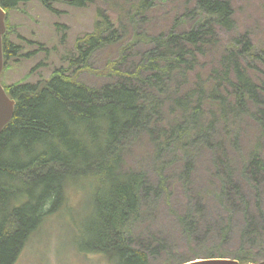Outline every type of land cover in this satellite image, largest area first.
<instances>
[{
    "label": "trees",
    "instance_id": "16d2710c",
    "mask_svg": "<svg viewBox=\"0 0 264 264\" xmlns=\"http://www.w3.org/2000/svg\"><path fill=\"white\" fill-rule=\"evenodd\" d=\"M31 1L0 0V7L9 17ZM37 1L51 12L60 2L93 4ZM157 1L131 0L117 18L99 9L95 32L79 41L67 69H58L49 82L6 86L16 108L0 133V264H17L46 218L66 209L70 189L80 192L84 185L89 215L73 227L82 254L103 255L111 264H152L159 251L166 253V264L201 256L264 259V51L256 52L248 33L222 44L218 33L236 27L230 0H184L195 8L151 35L141 24ZM117 20L121 28L132 23L130 38L116 28ZM14 31L7 24L5 72L23 55L11 39ZM135 44L146 51L134 56ZM115 46L119 56L108 60L109 81L92 87L78 79L93 68L95 53ZM248 128L255 136L244 151ZM140 142L151 147L148 169L127 163ZM208 151L209 176L197 184L199 156ZM177 166L182 170L175 181L170 172ZM178 185L187 201L181 212L172 205ZM168 216L175 217L188 246L186 259L178 248L137 237L144 224L166 231ZM197 232L213 240V247L193 246ZM237 234L243 248L225 250Z\"/></svg>",
    "mask_w": 264,
    "mask_h": 264
},
{
    "label": "rangeland",
    "instance_id": "374dc122",
    "mask_svg": "<svg viewBox=\"0 0 264 264\" xmlns=\"http://www.w3.org/2000/svg\"><path fill=\"white\" fill-rule=\"evenodd\" d=\"M230 1L235 10L236 27L231 33H218L222 44L231 45L236 37L248 33L256 52L264 51V0ZM130 4L131 0H93V4L89 7L77 8L68 6L66 2H60L55 5L56 11L54 12L47 10L43 3L37 0L20 5L10 12L7 24L10 28L15 29L11 39L21 46L23 55L16 56L6 66L7 71L1 78L2 83L5 86H13L25 82L30 84L49 82L58 69L62 67L67 69L69 57L76 54L79 41L95 32L99 9L108 16L117 18L125 5ZM156 4V8L141 24V27L151 35L168 30L176 18L183 15L187 8L191 10L195 8L193 3L186 4L184 0H158ZM116 28L119 31L121 29L125 31L126 39L131 37L132 23L126 21L121 28L117 20ZM143 46L135 44L132 47L135 51L134 56L139 52L146 51ZM219 52L222 54L223 50ZM118 56V47L116 46L107 47L95 53L90 60L93 68L80 74L78 79L92 87L106 83L110 80L106 79V74L110 72L108 60L118 58ZM206 68H210L209 57ZM251 126H254V123H251ZM249 128L247 129V140L242 148L244 151H248L252 147L251 139L255 136V130ZM261 145L264 158V140ZM136 146L137 152L131 154L127 162L128 165L137 166L136 169H148L151 163V147L146 142H140ZM210 157V151L199 156L200 165L195 172L197 184L209 176L210 169L207 162L210 163ZM239 165H242V161ZM181 170L180 166L174 167L170 176L177 181ZM85 188L86 185L80 192L77 188L70 189V200L66 209L53 217L46 218L45 222L29 238L17 264H111L103 255L82 254L78 247L74 246L76 237L73 227L78 229V221H84L89 215L87 209L89 195ZM250 195H255V193L252 192ZM186 202L184 192L178 185L172 205L181 212L186 207ZM69 206L77 210L69 212ZM74 221L76 224L73 226ZM164 226L166 231L160 230L157 225L150 227V225L144 224L136 230L137 237L145 244L153 243L155 246L160 244L164 248H178L179 251L186 252L188 246L182 239L180 231L177 233L175 217L168 216ZM206 229L207 227L201 228V230ZM241 240L242 238L238 234L231 236L229 237L230 243L223 248L238 253L243 248V245L240 244ZM192 245H199L198 250L206 251L213 247V240L203 239L197 232ZM181 256V259H186L185 253ZM227 258H234V256L228 255ZM166 263L167 255L163 251H159L158 255L152 259V264Z\"/></svg>",
    "mask_w": 264,
    "mask_h": 264
},
{
    "label": "water",
    "instance_id": "95a60500",
    "mask_svg": "<svg viewBox=\"0 0 264 264\" xmlns=\"http://www.w3.org/2000/svg\"><path fill=\"white\" fill-rule=\"evenodd\" d=\"M6 32V13L0 7V77L4 69L3 35ZM16 101L6 92L0 82V133L10 123L15 113ZM187 264H240L236 260L228 259H207ZM264 264V261L259 263Z\"/></svg>",
    "mask_w": 264,
    "mask_h": 264
}]
</instances>
